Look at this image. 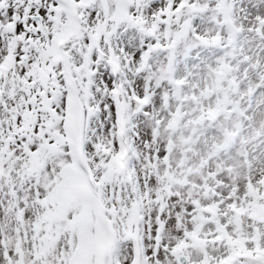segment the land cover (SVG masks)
<instances>
[{
    "label": "snow or ice",
    "instance_id": "snow-or-ice-1",
    "mask_svg": "<svg viewBox=\"0 0 264 264\" xmlns=\"http://www.w3.org/2000/svg\"><path fill=\"white\" fill-rule=\"evenodd\" d=\"M0 264H264V0H0Z\"/></svg>",
    "mask_w": 264,
    "mask_h": 264
}]
</instances>
